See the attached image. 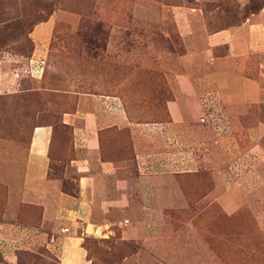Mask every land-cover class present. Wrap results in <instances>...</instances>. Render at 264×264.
Here are the masks:
<instances>
[{
	"label": "rangeland",
	"instance_id": "374dc122",
	"mask_svg": "<svg viewBox=\"0 0 264 264\" xmlns=\"http://www.w3.org/2000/svg\"><path fill=\"white\" fill-rule=\"evenodd\" d=\"M106 99L160 148L182 136L188 156L158 175L152 251L93 231L94 264H264V0H0V221L40 222L22 197L33 129L51 126L50 176L71 183L65 118ZM103 136L102 157L133 176L130 126ZM1 249L0 264H58L42 246L13 262Z\"/></svg>",
	"mask_w": 264,
	"mask_h": 264
},
{
	"label": "crops",
	"instance_id": "0c3cea01",
	"mask_svg": "<svg viewBox=\"0 0 264 264\" xmlns=\"http://www.w3.org/2000/svg\"><path fill=\"white\" fill-rule=\"evenodd\" d=\"M103 102L101 110L80 109L65 118L72 126L75 152L68 164L76 174L71 183L60 184L61 179L50 176L51 126L33 129L23 171L31 189L24 190L22 197L40 205V222L31 229L15 219L0 221L2 258L13 262L16 249L42 246L56 256L58 264H94L84 239L93 231L97 236L100 230L152 251L151 241L159 237L154 219L162 208V201L157 198L158 175L168 174L162 170L164 166L187 164L183 137L167 134L163 137L164 147L160 148L147 132L144 136L143 130L151 124L130 122L123 108L108 99ZM168 108L172 119L168 123L177 122L179 103L172 100ZM112 126L131 128L136 169L133 176L125 156L121 157V164L102 157L104 143L108 149V139L102 135ZM157 248L159 253L167 252Z\"/></svg>",
	"mask_w": 264,
	"mask_h": 264
},
{
	"label": "built area",
	"instance_id": "2783aa9c",
	"mask_svg": "<svg viewBox=\"0 0 264 264\" xmlns=\"http://www.w3.org/2000/svg\"><path fill=\"white\" fill-rule=\"evenodd\" d=\"M201 119L203 120L204 118L202 117Z\"/></svg>",
	"mask_w": 264,
	"mask_h": 264
},
{
	"label": "trees",
	"instance_id": "16d2710c",
	"mask_svg": "<svg viewBox=\"0 0 264 264\" xmlns=\"http://www.w3.org/2000/svg\"><path fill=\"white\" fill-rule=\"evenodd\" d=\"M86 238V237H85ZM85 240V239H84ZM89 255V254H88Z\"/></svg>",
	"mask_w": 264,
	"mask_h": 264
}]
</instances>
